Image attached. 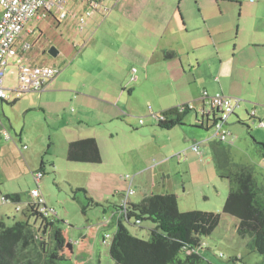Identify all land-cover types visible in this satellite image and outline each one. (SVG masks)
<instances>
[{
	"label": "rangeland",
	"instance_id": "374dc122",
	"mask_svg": "<svg viewBox=\"0 0 264 264\" xmlns=\"http://www.w3.org/2000/svg\"><path fill=\"white\" fill-rule=\"evenodd\" d=\"M179 10L180 13L177 14L174 22H179L182 25V18L184 23L186 21V28L189 29L186 34V43L183 44L185 51L181 52L183 71L180 69L181 71L176 73V79L166 86L176 88L180 96L186 98L197 96L195 94L200 97L204 91H207L204 87L205 84H208L209 87L225 85L230 88V96L248 102V114L254 111L257 117L253 118L247 115L243 108H236L240 118L246 120V123L239 124L235 117H230V123L235 119V123L230 125V129L236 134V141L233 144L220 142L216 144L219 151L225 152L227 156L225 157L227 163L223 166V170L229 173L235 172L238 166L249 168L256 184L261 188L260 196L264 199V158L260 155L263 151L260 144L264 145V127L258 126L259 121L264 123V0H183ZM120 14V6L117 10L112 7L102 27L107 24V21L118 22ZM146 17V12L140 16V27H145ZM66 19H70V17ZM125 23L127 22H124V18L119 22L120 25ZM35 26L41 28L42 33L37 31L38 28H35L33 34L26 33L28 27L34 28ZM23 29L25 30L23 31ZM23 29L18 35L17 49H19V39H24L34 48L42 47L48 50L50 47H57L56 39L61 35L64 40L60 42V47L63 49L69 47L72 40L76 41L79 37L77 29L55 26L52 24V19L50 24L47 20L26 22ZM210 34L213 35L214 41ZM50 38L54 40L49 41ZM215 41L219 44H215ZM191 44L195 47L194 50H192ZM77 49H74L75 52ZM215 49L220 50L219 56L216 55ZM194 54L201 65H198L196 60H190L194 59ZM16 59H10L6 68V85L10 82L16 83ZM61 61V56L52 57L45 53L38 63L54 64L51 66L59 70L62 67ZM24 63L28 62L24 61ZM175 63L179 66L177 62ZM157 64L163 65L161 62H156L151 67L159 69ZM132 66L136 71L138 65ZM219 68L220 71H218ZM162 78L163 74H160L159 78H155V80L151 79L149 82L142 83L143 85H136L138 87L131 96L126 93L127 99L124 102L127 101L129 112L123 110L135 117L125 116L122 111L124 114H118L119 119H114L111 124H108L110 127L117 125V132H125L115 137V143L124 144L123 142H130L133 138V143L139 145L140 148L131 152H122L119 164L116 162L111 164L109 153L106 154L103 151V162L99 165L92 164L101 169H107L105 184L100 185L94 183L90 178L87 179L90 176L87 173L73 176L70 175L66 167H60L55 138H53L54 146L51 153L55 154L57 167L52 169L45 163L43 175V171H40V160H45L48 157L47 146L44 143L46 127L41 126V129L34 131V135L29 139L22 134V140L16 141L15 144L12 142V138L15 137L14 131L8 127L7 118L11 116L16 118V109L7 103L3 104L4 109H2V104H0L1 134L5 132L8 137L3 136L4 139H9L5 141H9L14 147L10 154L0 155V190L3 193L17 192L19 194V192L28 191L32 187L38 189L40 197L45 200L48 210H50V216H55L58 219L57 227L67 241L66 248L64 247L63 251L59 253L63 257L60 264H116L108 254V245L102 242V236L105 233L112 235L116 226L102 227L100 224L102 210L91 205L89 200L92 199L98 205L107 203L105 211L107 216L115 201L119 202V192L122 194L121 192L126 191L129 186L134 190L130 197L136 202L141 201L144 193L146 195L163 194L161 192L165 188V184H158L161 183L160 180L162 181L159 173L161 168H164V172L169 174V182L173 185L175 192L173 194L176 195L180 212L201 210L220 213L218 226L209 236L201 239L199 253L204 258L205 264L261 263V255L248 246L249 238H240L237 235L235 230L237 219L221 213L229 192L228 179L216 175L218 172L216 161L206 162L207 157L203 155V147L206 144L203 141L211 136L212 132L210 129L206 130V122L204 125L195 119L194 110H189L183 115V127L193 133L191 137L193 142L187 143L172 154L166 151L168 165L157 164L160 163L161 154L165 150L161 149L159 145L170 147L176 144V141L174 138L168 141L170 137L168 129L160 132L162 133L161 137L154 135L155 138L140 132V130L150 120L151 112H159V110L156 111L154 105L159 96L158 93L156 94L157 88H162L158 86V83L167 82L159 80ZM239 93L244 97H241ZM7 102L10 103V101ZM189 104L198 106L192 101H189ZM198 115L201 117L200 110H198ZM200 124L203 126L202 128H200ZM130 127L131 131L126 132ZM22 144H25L23 145L25 149H22ZM195 144L198 145L197 151L193 150ZM26 150L32 152L31 157L25 156ZM193 157L197 160L196 165L192 162ZM221 160L222 163L225 162L223 156ZM148 164L152 167L144 168ZM186 164L190 165L187 171L184 168ZM75 165L89 164L77 162ZM136 168L146 170L136 173L134 171ZM38 171L42 173L41 177H43L40 178V183L36 182L33 177L34 173ZM155 172L156 176L153 177ZM207 178H212L216 183L223 185L222 196L214 191H212V196L202 193L203 190L201 189V191L198 186L202 184L203 187ZM181 182L186 183L184 184L186 186L184 194L181 193ZM152 183L156 185L154 186ZM85 191L86 193H84ZM107 194L108 197H103ZM8 205L2 204L1 206L9 211L10 206ZM83 207L84 211L82 212ZM12 212L9 218L3 219L8 226L17 220L13 218L16 212L14 210ZM16 216L20 220L17 221L25 223L22 220L23 217H20V213H16ZM151 223L148 219H144L143 224H134L133 218L130 221L123 220V224L130 234L142 239H147L150 228L155 226V223L152 226ZM142 226L144 227L142 228ZM179 255L183 256L182 253ZM32 257L33 260L38 261L37 257L34 255ZM233 257L239 260L233 262L231 260Z\"/></svg>",
	"mask_w": 264,
	"mask_h": 264
},
{
	"label": "crops",
	"instance_id": "0c3cea01",
	"mask_svg": "<svg viewBox=\"0 0 264 264\" xmlns=\"http://www.w3.org/2000/svg\"><path fill=\"white\" fill-rule=\"evenodd\" d=\"M89 1L90 0H65L67 16L62 20L56 19L57 15L55 13H53L54 17L49 16L42 19L34 18L29 20H47L48 24H50L52 19V24L55 26L77 29L79 37L76 41L73 39L71 45L66 49L60 47V42L64 40L61 34V36L56 39V48L50 47L46 50L42 47L34 48L30 45V48L25 52H21L20 49H18L19 57H15L17 58L16 67L18 61H25L35 65H47L38 63L45 53L52 57L61 56L62 61L60 65H62V67L58 70L57 74L46 83L43 89L24 91L21 93L18 92V81L15 73L16 83L12 84L10 82L8 85L5 84L6 98L0 99V104H2V109H4V103H7L9 106L12 105L16 109V118H14V116L7 118L8 127L14 131L15 137L12 138V142L15 144L16 141L20 142L22 140V134L29 139L34 135V131L41 129V126L44 125L46 127V131L44 132V143L47 146L46 154L48 157L45 160H40V171H43V175L45 173L43 170V165H46L45 163L52 169L57 167L55 154L51 153L54 146L53 138H55L57 153H59V162L61 163L60 167H66L70 175L73 176L87 173L90 175L87 179L90 178L94 183L100 185L102 183L105 184L107 169H101L91 163H87L89 165H75L76 163L69 162L67 159H64L66 158L67 146L69 142L74 140L89 137L94 138L102 154L101 162L98 163V165L103 162V151L106 154L109 153L111 164L112 162L119 164V158L122 156V152H131L140 148L139 145L133 143L132 136L130 142L125 141L123 142L124 144L115 143V137L121 132L116 131L117 125L113 127L108 125L111 124L114 119H119L118 114H124V110L129 112L127 101L124 102V100L127 99L126 93L131 96L138 87H136V85H143L144 82H149L151 79L155 80V78H159L160 74H163V78L159 80H165L167 82L158 83V86L162 88H157L158 91H156V94L158 93L159 96L158 101L154 105L156 111L159 110V112H151L150 120L141 127L140 130V132L153 138H155L154 135L161 137L162 133L160 132H162V130H167L159 128L157 125V116L160 113L169 108L189 103V101L198 104V106L195 104L192 105L198 112V110L201 111L203 108V102L201 96L199 97L198 94H195L197 96L194 97L188 96L182 98L176 88L166 86V84L176 79V73L181 71L180 69L183 71L181 52L184 50L183 44L184 42L186 43V34H188L189 29L188 27L186 28V21L184 23L182 18V25L179 22H174L177 14L180 13L179 9L183 0H100V8L94 11V13L87 18L86 24L81 27L78 22V16L87 8ZM119 6L121 14L118 22L107 21V24L102 27L110 9L114 7V9L117 10ZM140 9H142V12H140ZM162 9L164 10L162 11ZM144 12H146L147 15L145 18V27H140V16L143 15ZM67 17H70V19H66ZM123 18L124 22L126 21L127 23L120 25L119 22H121ZM108 24H110V27H108ZM35 28H38V26L34 28L28 27L26 33L33 34ZM24 30L25 29H23V31ZM37 31L42 33L41 28H38ZM210 36L212 41H214L213 35L210 34ZM50 40L53 41L54 39L50 38L49 41ZM23 43L28 42L24 41V39H19L18 47L20 48ZM215 44L219 43L215 41ZM75 48H78L76 52L74 50ZM191 48L192 50L195 49L192 44ZM170 50L176 51L177 57L170 60L163 58V52ZM215 51L216 55L219 56L220 50L215 49ZM195 55L196 54L193 55L194 59L190 60H196V63L201 65ZM156 62H161L163 65L157 64L159 69L151 67V65ZM175 62H177L179 66H177ZM134 64L138 65L136 71L133 70L135 67L132 65ZM51 65L53 66L54 64L49 63L47 66ZM218 71H220V68ZM211 82L214 83L213 80H211ZM204 87L209 94L221 93L230 96V88L225 85L209 87L208 84H205ZM201 89L203 90L204 88ZM239 95L244 97L241 93H239ZM7 101H10V103ZM178 103L180 104L177 105ZM248 106V102L240 99V104L237 108H243L245 112H248ZM235 114L240 117L237 110H235ZM255 115L257 114L255 113ZM125 116L131 118L135 117L127 113H125ZM194 117L196 120L202 121L200 122L201 124L203 123L205 125V120H203L198 113H195ZM232 123H235V119L231 121V124ZM189 124H191V122H189ZM201 124L200 128L203 127ZM168 130L170 134L168 141L174 138L176 144L170 147L168 145H159L161 149H165L161 154L160 163H157L159 165H168L166 157L169 152L172 154L183 148L187 143L193 142L191 138L193 133L187 131L183 126H174ZM129 131H131V127L126 132ZM210 137L211 136L207 137V139L203 141L204 144H206L203 147V155L207 157V163L216 161L218 164V172H216V175L220 177L219 163L221 162L220 164H222V156H227L225 152L219 151L216 144L219 142L210 139ZM5 140L9 139H4L1 135L0 128V155L10 154L14 150L13 145ZM23 145L25 144L21 145L22 149H25ZM166 151H168V153H165ZM31 155L32 152L26 150L25 156L31 157ZM196 161L197 160L193 157L192 162H194L195 165ZM226 163L225 161L223 164L225 165ZM111 164L109 165L112 166ZM189 166L190 165L187 164L185 165V171H187ZM150 167H152L150 164L144 166V168ZM142 170L146 169L136 168L134 171L137 173ZM222 171L226 174V171ZM159 173L161 174L162 181L160 180L161 183L158 184H165V188L161 193H175L172 183L169 182L170 178L168 172H164V168H161ZM155 176L156 172L153 177ZM42 178L43 177H41V179ZM188 181H191V179H188ZM184 184L186 183L181 182L180 186L182 189L181 193L183 194L186 193V186ZM152 185L155 186L156 184L152 183ZM198 188L200 190L202 189V193H205L207 196H212V191L222 196V191L224 190L223 185L221 183H216L212 178H207L203 187L201 184ZM33 189L37 188H29L28 191H21L19 194H17V192L3 193L0 190V197H6L8 194H16L18 196V198H16L17 200L13 201L10 199L7 202H0V220L4 221V218H9V215L13 213L12 210H14V212L20 213V217H23L22 220H24L25 223L31 224L36 229H40V220L34 217L28 210V203L36 200V197L31 195V190ZM124 192V190L121 192L122 194L119 192V202L115 201L113 204L115 206L109 209L107 216L105 215L107 203L96 206L102 210V220L100 221L102 227H104L106 221L109 220L111 216V222L112 220H118V214L115 212L117 207L120 206ZM143 195L142 199L149 196L145 193ZM103 197H108V194ZM43 201L46 212L44 214L49 216L50 210H48V206L44 199ZM128 202L138 203L131 197L128 199ZM2 204H9L10 212L5 207L1 206ZM203 209L211 210L209 208ZM16 213H14L13 218L19 220ZM52 213L55 212L52 211ZM17 220H15V222ZM139 224H143V221H140ZM152 225L153 223H151V226ZM107 226L108 225H106V227ZM143 227L144 226H142V228ZM64 239V247L66 248L67 241L65 236ZM40 240L48 246L52 245L51 240L47 237H40Z\"/></svg>",
	"mask_w": 264,
	"mask_h": 264
},
{
	"label": "trees",
	"instance_id": "16d2710c",
	"mask_svg": "<svg viewBox=\"0 0 264 264\" xmlns=\"http://www.w3.org/2000/svg\"><path fill=\"white\" fill-rule=\"evenodd\" d=\"M177 57V52L170 50L163 52V58L170 60ZM207 96L219 94L221 96L238 99L233 111L228 115L225 125L235 136L231 142H220L222 144H232L237 139L235 133L230 129V117H235L239 124L246 123L235 114L236 108L240 104L237 97L227 96L221 93L209 94ZM203 108L201 117L206 122V129L211 130L213 124L211 115L204 114L205 99L202 97ZM187 110H194L189 103L169 108L159 114L157 125L162 129H171L174 126H183V115ZM252 112V111H251ZM247 115L256 118L254 115ZM199 122H202L198 120ZM212 122V124H211ZM262 122V121H259ZM214 139V138H210ZM214 141H217L214 139ZM257 144H260L256 142ZM260 155L264 158V145ZM225 159V157L223 156ZM66 159L69 162L98 164L101 162V154L94 138H82L68 143ZM221 163V162H220ZM219 163V176L228 179L229 192L224 201L221 213L237 219L235 230L240 238L248 237V246L261 255L264 264V199L260 196V187L256 184L252 171L245 166H238L235 172L224 173V164ZM83 190V189H82ZM86 193V191L84 192ZM4 197L8 200H17L16 194H8ZM0 202H4L1 200ZM117 207L118 220L106 221V225L116 226L115 232L102 242L108 245V254L116 264H205L204 258L199 253L197 247L201 245V239L209 236L218 226L220 213L193 210L180 212L177 198L173 193L152 194L144 197L138 203H127L126 217L119 212ZM89 203L99 206L92 199ZM41 207L42 212L38 210ZM115 206V205H113ZM28 210L40 220L39 228L36 229L31 224L15 222L8 226L0 220V264H60L63 261L62 255L65 246V239L57 227L58 219L55 216H47L43 203H30ZM84 207L82 208V212ZM114 218V217H113ZM143 221L148 219L155 223L149 231L147 239L136 237L126 229L123 220ZM110 222V223H109ZM107 226V227H108ZM109 234V233H108ZM40 237H47L52 245L48 246ZM179 253L183 256L180 257ZM38 258L33 260L32 256ZM233 262L238 261L236 257L231 258ZM210 264V263H208Z\"/></svg>",
	"mask_w": 264,
	"mask_h": 264
},
{
	"label": "built area",
	"instance_id": "2783aa9c",
	"mask_svg": "<svg viewBox=\"0 0 264 264\" xmlns=\"http://www.w3.org/2000/svg\"><path fill=\"white\" fill-rule=\"evenodd\" d=\"M101 6L100 0H90L87 8L82 14L78 16L80 26L86 24L89 16L98 10ZM0 99L6 98L5 88V75L6 68L10 59L19 57V50L17 49L16 42L18 35L24 28L25 23L30 19H42L57 15L56 19H64L67 16L65 9V0H0ZM54 17V16H53ZM30 48L28 43H23L19 48L21 52H25ZM18 70L16 72L18 81V92L41 90L45 87L46 83L57 74L58 69L47 65H35L18 61ZM135 70V69H133ZM202 97L205 99L204 114L211 115V137L218 142H231L235 136L229 131L225 125L228 115L233 111L238 99L221 96L219 94L207 96L204 91ZM202 111V110H201ZM203 112V111H202ZM254 115V111L251 112ZM159 117V115L157 116ZM258 126L264 127L263 122H259ZM2 135L7 138L5 132ZM25 148V146H23ZM198 145H193V150L197 151ZM40 171L34 173L36 182L41 178ZM134 193L132 187H128L123 195V201L119 212L126 217V207L128 197ZM31 195L36 197L35 202L43 203L38 189L31 190ZM1 200L5 201L4 197ZM42 211L41 207L38 206ZM140 221H135L139 224ZM110 237V234L105 233L103 242L105 243ZM199 249V247H197Z\"/></svg>",
	"mask_w": 264,
	"mask_h": 264
},
{
	"label": "clouds",
	"instance_id": "9594fccd",
	"mask_svg": "<svg viewBox=\"0 0 264 264\" xmlns=\"http://www.w3.org/2000/svg\"><path fill=\"white\" fill-rule=\"evenodd\" d=\"M1 135H2V134H1ZM2 136H3V135H2ZM124 193H125V192H124ZM124 193H123V195H124ZM123 195H122V196H123ZM129 196H130V195H129ZM5 199H6V198H5ZM128 199H129V197H128ZM7 201H8V199H6L4 202H7ZM30 203H32V202H29L28 204H30ZM33 203H36L35 200H34ZM38 210L41 211V210L39 209V207H38ZM41 212H42V211H41ZM131 219H132V218H131ZM129 221H130V220H129ZM133 223H134V221H133ZM134 224H135V223H134ZM200 249H201V245H200L198 251H199Z\"/></svg>",
	"mask_w": 264,
	"mask_h": 264
}]
</instances>
